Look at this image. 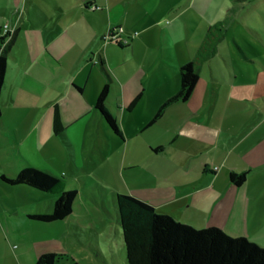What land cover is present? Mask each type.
Listing matches in <instances>:
<instances>
[{
  "label": "crops",
  "instance_id": "0c3cea01",
  "mask_svg": "<svg viewBox=\"0 0 264 264\" xmlns=\"http://www.w3.org/2000/svg\"><path fill=\"white\" fill-rule=\"evenodd\" d=\"M151 3L0 0V27L9 23L16 29L0 100V264H36L44 253H63L61 230L69 235L72 226L78 239L87 232L88 224L74 216L86 211L81 203L62 221L30 218L52 213L58 195L1 178L28 167L67 180L70 190L93 172L122 179V194L160 214L262 245L264 90L242 71L214 67L216 52L201 65L191 97L171 104L153 122L179 92L180 68L195 59L207 36L188 35L185 44L181 35L152 33L181 16L177 8L159 16L166 8ZM117 28L124 31L105 41ZM107 84V107L122 136L96 108ZM55 109L63 127L59 134ZM232 173H247V181L235 185ZM120 190H112L116 214ZM116 221L120 227L118 215ZM91 229L97 230L93 223ZM96 237L89 236V252L105 262Z\"/></svg>",
  "mask_w": 264,
  "mask_h": 264
},
{
  "label": "trees",
  "instance_id": "16d2710c",
  "mask_svg": "<svg viewBox=\"0 0 264 264\" xmlns=\"http://www.w3.org/2000/svg\"><path fill=\"white\" fill-rule=\"evenodd\" d=\"M213 32V29L209 31L195 59L180 68V90L159 110L153 122L158 120L171 104L186 102L191 97L199 81L201 65L217 52V43L221 38ZM15 36L16 33L10 43L14 41ZM6 71L7 49L0 55V100ZM109 91L110 85L107 84L100 94L96 108L112 131L122 136L117 119L107 107ZM62 130L59 111L55 109L54 131L59 134ZM1 178L10 185H28L58 195L52 213L30 215L32 219L47 223L62 221L73 211L78 192L67 190L61 178L45 170L28 167L14 178L5 175ZM231 181L237 186H242L247 181V173H232ZM115 204L127 264H264V247L246 237H231L216 227L196 229L176 221L171 216L159 214L149 203L130 195L118 194ZM36 264L83 263L69 259L64 254L47 252L38 258Z\"/></svg>",
  "mask_w": 264,
  "mask_h": 264
},
{
  "label": "rangeland",
  "instance_id": "374dc122",
  "mask_svg": "<svg viewBox=\"0 0 264 264\" xmlns=\"http://www.w3.org/2000/svg\"><path fill=\"white\" fill-rule=\"evenodd\" d=\"M151 4L152 8H166V12H160L159 16L165 13L167 16L171 12L167 11L169 8H177L181 16L173 25H157L152 33L178 34L186 44L188 35L206 37L213 29V33L222 40L217 43L218 51L212 65L232 67L229 71H242L249 81L258 79L264 90V0H152ZM96 165L87 164V167L94 171ZM63 181L67 183V180ZM71 187H76L75 190L79 192V198L74 203H81L86 209L76 211L74 216L80 217L79 221L88 224V228L87 232L81 234V240L74 236L72 226L69 235L61 230L65 248L62 254L85 264H127L122 232L117 231V227H120L116 221L112 192L121 188L119 194H122L126 183L122 179H103L93 172L88 182L71 184ZM91 223L97 230L90 231ZM90 234L97 236L105 262H98L91 256L88 248ZM260 241L262 245H258L264 247V236Z\"/></svg>",
  "mask_w": 264,
  "mask_h": 264
},
{
  "label": "built area",
  "instance_id": "2783aa9c",
  "mask_svg": "<svg viewBox=\"0 0 264 264\" xmlns=\"http://www.w3.org/2000/svg\"><path fill=\"white\" fill-rule=\"evenodd\" d=\"M123 31V28L113 29L104 37V40H115ZM15 33L16 29L12 27L9 23H5L3 26L0 27V55L5 52Z\"/></svg>",
  "mask_w": 264,
  "mask_h": 264
}]
</instances>
